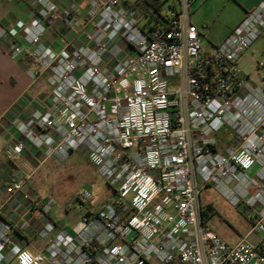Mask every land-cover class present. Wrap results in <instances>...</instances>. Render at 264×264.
<instances>
[{"label": "built area", "instance_id": "obj_1", "mask_svg": "<svg viewBox=\"0 0 264 264\" xmlns=\"http://www.w3.org/2000/svg\"><path fill=\"white\" fill-rule=\"evenodd\" d=\"M156 1L168 2L170 13L155 23L151 16L149 27L122 0L91 1L85 22L75 4L58 10L36 0L40 22L22 40L0 24L7 56L30 59L29 79L47 74L50 86L39 107L19 102L0 120L6 158L29 162L6 194L24 215L40 212L37 236L46 247L26 250L0 215V264H264V85L239 66L264 32V1L211 52L191 22L196 0ZM58 21L77 44L54 52L43 40ZM77 152L116 198L94 209L83 190V213L69 233L30 179L46 161ZM210 184L233 207L255 212L246 219L258 245H230L203 220L201 193Z\"/></svg>", "mask_w": 264, "mask_h": 264}, {"label": "crops", "instance_id": "obj_2", "mask_svg": "<svg viewBox=\"0 0 264 264\" xmlns=\"http://www.w3.org/2000/svg\"><path fill=\"white\" fill-rule=\"evenodd\" d=\"M35 1L13 0L9 2L0 0V24L9 31L13 39L22 40L28 27L40 22L36 14ZM91 1L93 0H49L58 10H63L70 4L77 5L80 9L82 22L87 20L91 9ZM122 1L135 7L139 14L140 24L149 27V24H143L142 22L151 17L150 7L140 0ZM262 1L264 0H196L192 8L191 22L200 32L204 50L211 52L223 43L244 20L247 13ZM43 41L50 50L58 52L67 43L77 44V37L73 32L68 31L62 22L58 21L54 25L47 26V33ZM255 45L257 51L264 57V32L251 48ZM31 68L32 62L30 59L25 57L13 61L7 56L4 47L0 45V120L12 106L19 102L37 108L40 99L49 96L50 86L47 81V74L33 83L27 75V71ZM259 81H253V83L263 86L264 75H260ZM6 144L5 135H0V215L11 223L14 228L15 239L21 242L26 250L33 253L43 251L46 242L37 236L41 221L40 212L35 211L29 215H24V211H21V204L16 200L8 199L6 194V185L10 179L25 173L29 166L28 158L16 165L10 163L4 153ZM94 209L97 208L94 207ZM51 219L59 227L66 229V227L60 226L59 221L53 216H51ZM25 221L28 223V227L26 230H22L21 224ZM212 229L230 245H235L242 239L258 245L261 240V235L253 231V224L251 229L238 237H231L230 234L218 227ZM39 241H42V243H39Z\"/></svg>", "mask_w": 264, "mask_h": 264}, {"label": "rangeland", "instance_id": "obj_3", "mask_svg": "<svg viewBox=\"0 0 264 264\" xmlns=\"http://www.w3.org/2000/svg\"><path fill=\"white\" fill-rule=\"evenodd\" d=\"M168 2H161L160 12L150 9L152 21H162L170 13ZM144 20L142 23L149 22ZM264 59L257 51L256 45L250 48L239 60V66L252 81L260 82V75L264 70H258V64ZM224 133V132H222ZM220 133L218 137L222 134ZM256 170L251 171V175ZM31 188L42 198L52 200L54 206L51 216L59 221L60 226L66 227L69 233H74L83 213L79 209L77 197L83 190H90L93 194V207L111 203L116 194L106 181L100 177L95 167L82 153H75L69 160L60 162L54 158L43 164L30 179ZM203 208L212 207L207 223L213 228L223 229L231 237L244 235L252 228V223L246 219V214L254 215L253 210H248L244 204L233 207L215 188L214 184L205 186L201 193ZM39 243H42V241Z\"/></svg>", "mask_w": 264, "mask_h": 264}, {"label": "trees", "instance_id": "obj_4", "mask_svg": "<svg viewBox=\"0 0 264 264\" xmlns=\"http://www.w3.org/2000/svg\"><path fill=\"white\" fill-rule=\"evenodd\" d=\"M144 4L154 10H156L158 13L160 12L161 2H158L156 0H144ZM212 212V207L208 206L205 208V211L203 213V220L205 222L208 221L210 218V213Z\"/></svg>", "mask_w": 264, "mask_h": 264}, {"label": "water", "instance_id": "obj_5", "mask_svg": "<svg viewBox=\"0 0 264 264\" xmlns=\"http://www.w3.org/2000/svg\"><path fill=\"white\" fill-rule=\"evenodd\" d=\"M252 264V263H251Z\"/></svg>", "mask_w": 264, "mask_h": 264}]
</instances>
